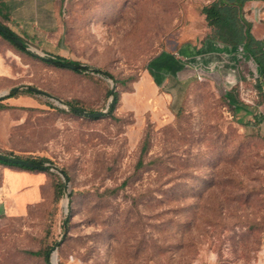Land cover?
I'll return each instance as SVG.
<instances>
[{"label": "rangeland", "instance_id": "obj_1", "mask_svg": "<svg viewBox=\"0 0 264 264\" xmlns=\"http://www.w3.org/2000/svg\"><path fill=\"white\" fill-rule=\"evenodd\" d=\"M212 1L63 0L60 31L23 37L86 69L20 50L12 151L56 168L43 199L8 214L0 264H48L56 243L57 264H264V86L172 55L215 38Z\"/></svg>", "mask_w": 264, "mask_h": 264}, {"label": "crops", "instance_id": "obj_2", "mask_svg": "<svg viewBox=\"0 0 264 264\" xmlns=\"http://www.w3.org/2000/svg\"><path fill=\"white\" fill-rule=\"evenodd\" d=\"M62 2L63 0H0V22L22 39L23 37L28 39L35 33L57 32L61 28ZM241 11L251 35L260 40L264 48V0H244ZM10 44L0 35V91L8 89L19 81L24 70L20 50ZM179 52L183 57H196L199 64H204L211 57L213 60L223 62L222 65L232 63L230 67L234 82L242 78H258L264 86V74H261L252 56L243 51L241 44L229 45L211 37L206 38L199 49L195 50L191 45H183L179 48ZM240 59L243 61L241 65ZM19 100L21 97H6L4 102L18 105ZM14 108L0 109V152L2 153L13 150L10 131L14 125ZM48 177L49 175L43 171L0 162V235L5 232L8 225V214H22L30 204L43 199L48 186ZM49 189L53 190L52 183H49Z\"/></svg>", "mask_w": 264, "mask_h": 264}, {"label": "trees", "instance_id": "obj_3", "mask_svg": "<svg viewBox=\"0 0 264 264\" xmlns=\"http://www.w3.org/2000/svg\"><path fill=\"white\" fill-rule=\"evenodd\" d=\"M244 0H214L209 4L203 5L201 7V12L205 15V18L214 24L215 28V34L214 37L219 39L220 41L225 42L229 45H237L241 44L242 49L245 52H248L256 64L258 65L261 74H264V48L263 44L260 40L255 39L249 30V26L244 20L242 16L241 6L243 4ZM0 35L8 40L11 44H13L17 49L27 53L28 55L32 57L39 58L43 62L47 64H52L55 66H65L67 64H74L76 65L75 70L79 69H86L85 66L81 67L77 62L75 61H66L62 56L60 55H54V56H38L37 54L28 51L26 49V45H18L16 44L11 36L16 35L13 31H11L9 28L6 27V33H1ZM18 38L22 39L18 35H16ZM94 71H101L100 69L94 68L92 69ZM104 72L105 71H101ZM122 84L125 83V80H120ZM30 91V90H29ZM18 92L17 91H11L7 96L3 97H14L16 96ZM0 98V109L1 108H10L15 107L18 105H12L7 104ZM117 97L114 93V102L111 104V108H113L114 104L116 103ZM239 109V107H236ZM6 153L10 155H14L17 157H23L32 162L31 167H24L21 165L8 163L5 161L4 163H8L10 165H16L20 166L25 169L34 170V171H43L46 172L48 175H53V172L49 170V166L46 165V163L52 164L51 160L48 157L45 156H32V155H26L21 156L19 154L14 153L12 150L5 151ZM64 174L65 172L62 171ZM54 176V175H53ZM52 187L53 192L56 196H59L61 194V191L63 189V184L60 182L57 176H55L52 180ZM32 254L36 255H43L44 259L46 260L48 258V249H43L39 251H31Z\"/></svg>", "mask_w": 264, "mask_h": 264}, {"label": "water", "instance_id": "obj_4", "mask_svg": "<svg viewBox=\"0 0 264 264\" xmlns=\"http://www.w3.org/2000/svg\"><path fill=\"white\" fill-rule=\"evenodd\" d=\"M0 32L1 33H6V27L1 22H0ZM11 38L18 45H23V44L26 45V42L23 39L18 38L16 35H12ZM26 48H27V45H26ZM68 65L70 67H72V68L76 67V65H74V64H68ZM19 88H21V86H13V87H10V88L5 89L3 91H0V98H3L5 96H7L11 91H17ZM28 89L31 90V91H34V92L43 93V94H47L48 95V93L46 91H44V90H42V89H40L38 87L28 86ZM110 91H111V94L113 95V98H112L111 103H110V106H111V104L114 102V91H115V86L114 85H112ZM74 110L79 112V113H81V114H83V115L91 116V117H99V116H102V115L105 114V111H90V112H86L84 110H80V109H77V108H74ZM0 160L8 162V163L21 165V166H24V167H31L32 166V162L30 160L26 159V158L17 157V156L6 154V153H2V152H0ZM46 165L49 166V170L50 171H53L54 168H56L53 164L46 163ZM61 172H62V170H61ZM62 174L65 175L63 172H62ZM66 186H67V183L64 184V187H66ZM56 248H57V243L51 247L52 253L50 255L48 264H57L56 254H54L55 253L54 251H55Z\"/></svg>", "mask_w": 264, "mask_h": 264}, {"label": "built area", "instance_id": "obj_5", "mask_svg": "<svg viewBox=\"0 0 264 264\" xmlns=\"http://www.w3.org/2000/svg\"><path fill=\"white\" fill-rule=\"evenodd\" d=\"M172 55H173V57L175 58V59H177V60H183V55L179 52V51H174L173 53H172Z\"/></svg>", "mask_w": 264, "mask_h": 264}, {"label": "bare ground", "instance_id": "obj_6", "mask_svg": "<svg viewBox=\"0 0 264 264\" xmlns=\"http://www.w3.org/2000/svg\"><path fill=\"white\" fill-rule=\"evenodd\" d=\"M54 254H55V253H54ZM54 254H53V255H54Z\"/></svg>", "mask_w": 264, "mask_h": 264}]
</instances>
